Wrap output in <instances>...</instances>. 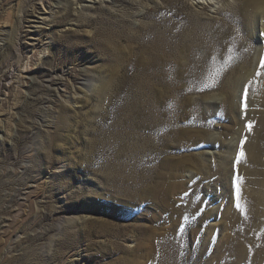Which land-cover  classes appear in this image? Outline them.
<instances>
[{
  "label": "rangeland",
  "instance_id": "rangeland-1",
  "mask_svg": "<svg viewBox=\"0 0 264 264\" xmlns=\"http://www.w3.org/2000/svg\"><path fill=\"white\" fill-rule=\"evenodd\" d=\"M240 4L0 0V264H264V204L241 232L226 212L258 195L238 168L264 177L241 154L264 152L261 19L229 97L211 61ZM138 46L176 70L156 82Z\"/></svg>",
  "mask_w": 264,
  "mask_h": 264
},
{
  "label": "bare ground",
  "instance_id": "bare-ground-1",
  "mask_svg": "<svg viewBox=\"0 0 264 264\" xmlns=\"http://www.w3.org/2000/svg\"><path fill=\"white\" fill-rule=\"evenodd\" d=\"M168 1V0H166ZM241 2V6L238 7L237 11L239 13V17L242 21L243 28L241 33L243 36L241 37L242 42H238L234 37L233 32L225 31L223 32L220 37L217 39V58L214 57L211 59L213 61L212 64L219 66L223 63H228L227 67L219 70L215 77V84L225 90V94L228 97L232 94L230 92L233 88H235V82L241 80L242 76L248 73V63L251 56L252 48L247 42L251 40L256 32V26L259 25L260 19L262 21L261 28H262V47L260 48L261 58L264 57V0H239ZM215 8V7H213ZM224 12V11H222ZM240 34V33H239ZM122 37V36H121ZM128 40L134 39V36L130 33L123 36ZM233 46V47H232ZM242 49L240 53H232V48ZM114 52L120 54L119 49H113ZM159 49H155L152 47H147L141 49L140 46L138 48L133 49V54L135 55L137 61V67L145 73V75H153V79L156 82H164V78L167 73L174 72L176 69L173 68V63L167 62L162 56L158 53ZM259 53V54H260ZM215 56V55H214ZM261 58L258 59L257 67L254 71H251L250 74H253L254 81L252 80L251 83L247 79H244V85L251 86L252 84L262 85L264 84V68L260 67ZM176 65L177 60H175ZM210 62V61H209ZM211 63V62H210ZM243 65H240V64ZM135 64V63H134ZM179 69V68H178ZM173 70V71H171ZM170 71V72H169ZM229 71L231 72V76L225 80L223 77V73ZM259 71V75L257 72ZM249 74V75H250ZM151 75V76H152ZM261 81V83H260ZM248 82V84H246ZM254 85V86H255ZM257 90V89H256ZM235 92V91H234ZM235 95V93H233ZM223 95V94H222ZM225 97V96H224ZM227 97V96H226ZM253 100L256 101V104L264 105V86L262 90H259L255 94L252 95ZM231 98V97H230ZM234 100V99H233ZM232 103V102H231ZM232 105V104H231ZM227 107V106H226ZM225 107V108H226ZM257 116V115H256ZM262 121V120H261ZM264 130V129H263ZM242 156L247 159L248 162L258 161L257 164L263 163L264 164V152L261 150H244L242 151ZM260 161V162H259ZM207 171V170H205ZM237 176L239 180L244 181L248 177L252 176L255 179V183L257 188L256 191L258 195L253 197L252 200V209L248 215L242 210L240 203L233 199L229 206H227L226 212L227 217L232 223L234 230L236 232H241V230L249 229L252 227L254 217L259 213L261 206L264 204V177L260 176L256 173H250L247 171L246 168H238ZM235 194V191H234ZM231 196V195H230Z\"/></svg>",
  "mask_w": 264,
  "mask_h": 264
},
{
  "label": "snow or ice",
  "instance_id": "snow-or-ice-1",
  "mask_svg": "<svg viewBox=\"0 0 264 264\" xmlns=\"http://www.w3.org/2000/svg\"><path fill=\"white\" fill-rule=\"evenodd\" d=\"M260 67L261 68H264V57H262L261 58V61H260ZM260 73H259V71L257 72V75H259ZM245 94H247V90L245 91ZM249 129L251 128V125H248L247 126ZM240 157L238 156V159H239Z\"/></svg>",
  "mask_w": 264,
  "mask_h": 264
}]
</instances>
